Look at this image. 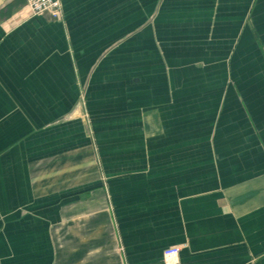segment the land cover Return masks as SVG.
<instances>
[{
  "label": "crops",
  "instance_id": "obj_1",
  "mask_svg": "<svg viewBox=\"0 0 264 264\" xmlns=\"http://www.w3.org/2000/svg\"><path fill=\"white\" fill-rule=\"evenodd\" d=\"M264 264V0H0V264Z\"/></svg>",
  "mask_w": 264,
  "mask_h": 264
},
{
  "label": "built area",
  "instance_id": "obj_2",
  "mask_svg": "<svg viewBox=\"0 0 264 264\" xmlns=\"http://www.w3.org/2000/svg\"><path fill=\"white\" fill-rule=\"evenodd\" d=\"M31 16L47 14L54 20L61 18V0H25ZM178 247H169L163 251L162 264H180Z\"/></svg>",
  "mask_w": 264,
  "mask_h": 264
}]
</instances>
